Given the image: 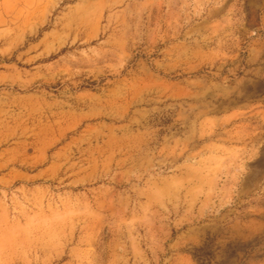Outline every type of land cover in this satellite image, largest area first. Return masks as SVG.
<instances>
[{
    "label": "rangeland",
    "instance_id": "rangeland-1",
    "mask_svg": "<svg viewBox=\"0 0 264 264\" xmlns=\"http://www.w3.org/2000/svg\"><path fill=\"white\" fill-rule=\"evenodd\" d=\"M0 264H264V0H0Z\"/></svg>",
    "mask_w": 264,
    "mask_h": 264
}]
</instances>
